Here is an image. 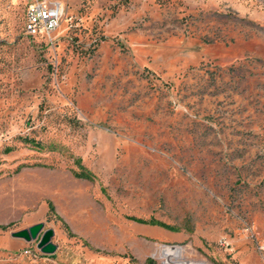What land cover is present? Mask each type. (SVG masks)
I'll return each instance as SVG.
<instances>
[{"label": "rangeland", "instance_id": "374dc122", "mask_svg": "<svg viewBox=\"0 0 264 264\" xmlns=\"http://www.w3.org/2000/svg\"><path fill=\"white\" fill-rule=\"evenodd\" d=\"M28 1L0 0V263L264 264V0H50V40ZM37 221L52 253L10 234Z\"/></svg>", "mask_w": 264, "mask_h": 264}, {"label": "built area", "instance_id": "2783aa9c", "mask_svg": "<svg viewBox=\"0 0 264 264\" xmlns=\"http://www.w3.org/2000/svg\"><path fill=\"white\" fill-rule=\"evenodd\" d=\"M63 13V5L57 1L50 0H29L24 9L23 31L29 36H42L47 40L51 39V33L59 25ZM264 247V246H263ZM166 249L178 250L177 254H167ZM180 248L174 245H166L163 248V261L175 264L183 261V264H192L194 259L181 258ZM202 261V260H200Z\"/></svg>", "mask_w": 264, "mask_h": 264}, {"label": "water", "instance_id": "95a60500", "mask_svg": "<svg viewBox=\"0 0 264 264\" xmlns=\"http://www.w3.org/2000/svg\"><path fill=\"white\" fill-rule=\"evenodd\" d=\"M44 222L37 221L30 224L27 227H22L10 232L11 235L22 237L26 240L35 239L37 240V247L42 252L52 253L56 249V243L51 240L53 229L51 227L43 228Z\"/></svg>", "mask_w": 264, "mask_h": 264}, {"label": "trees", "instance_id": "16d2710c", "mask_svg": "<svg viewBox=\"0 0 264 264\" xmlns=\"http://www.w3.org/2000/svg\"><path fill=\"white\" fill-rule=\"evenodd\" d=\"M22 139L24 141L31 142L33 145H38L39 144V141L38 140H34L33 138H30V137H27V136H22ZM9 149L10 148H7V150H9ZM76 159H77L76 161L79 163V158L77 157ZM73 173L75 175H77V176H80V177H85V178H92L93 177L92 173L88 169L83 168V166H81V169L79 171L74 170ZM48 210L54 212V205H53V203L51 201H48ZM57 217L59 219H61L62 222H63V224L65 225V227L67 229H69L68 224L62 219V217L59 216V215ZM140 221H142V222L157 223V224H160V225H162V226H164L166 228H169V229H172V230L174 229V226L169 225V224H167L165 222H162V221H159V220H153V219L145 220V219H140ZM6 226H7V224H0V228H3L4 229ZM0 264H6V263L1 262Z\"/></svg>", "mask_w": 264, "mask_h": 264}, {"label": "bare ground", "instance_id": "6f19581e", "mask_svg": "<svg viewBox=\"0 0 264 264\" xmlns=\"http://www.w3.org/2000/svg\"><path fill=\"white\" fill-rule=\"evenodd\" d=\"M178 263H179V262H178ZM178 263H177V264H178ZM180 263H183V261H180ZM201 263H202V262H201ZM185 264H187V262H185ZM192 264H200V263L193 261Z\"/></svg>", "mask_w": 264, "mask_h": 264}]
</instances>
